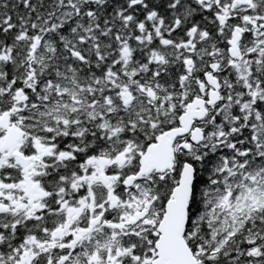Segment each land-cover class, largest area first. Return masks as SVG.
I'll use <instances>...</instances> for the list:
<instances>
[{
	"label": "snow or ice",
	"instance_id": "6c2138e0",
	"mask_svg": "<svg viewBox=\"0 0 264 264\" xmlns=\"http://www.w3.org/2000/svg\"><path fill=\"white\" fill-rule=\"evenodd\" d=\"M0 264H264V0H0Z\"/></svg>",
	"mask_w": 264,
	"mask_h": 264
}]
</instances>
